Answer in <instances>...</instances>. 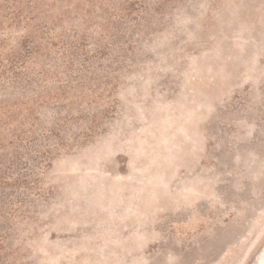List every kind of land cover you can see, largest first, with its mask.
Masks as SVG:
<instances>
[{
	"label": "rangeland",
	"instance_id": "rangeland-1",
	"mask_svg": "<svg viewBox=\"0 0 264 264\" xmlns=\"http://www.w3.org/2000/svg\"><path fill=\"white\" fill-rule=\"evenodd\" d=\"M263 253L264 0H0V264Z\"/></svg>",
	"mask_w": 264,
	"mask_h": 264
},
{
	"label": "bare ground",
	"instance_id": "bare-ground-1",
	"mask_svg": "<svg viewBox=\"0 0 264 264\" xmlns=\"http://www.w3.org/2000/svg\"><path fill=\"white\" fill-rule=\"evenodd\" d=\"M262 258H264V253L261 255L260 263L259 264H264V260L262 261Z\"/></svg>",
	"mask_w": 264,
	"mask_h": 264
}]
</instances>
